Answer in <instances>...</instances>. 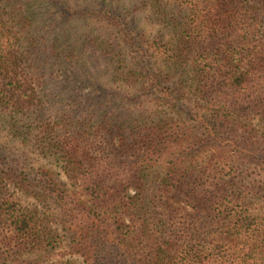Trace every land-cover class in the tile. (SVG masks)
<instances>
[{
  "label": "trees",
  "instance_id": "obj_1",
  "mask_svg": "<svg viewBox=\"0 0 264 264\" xmlns=\"http://www.w3.org/2000/svg\"><path fill=\"white\" fill-rule=\"evenodd\" d=\"M48 1L0 0V264H264V0Z\"/></svg>",
  "mask_w": 264,
  "mask_h": 264
},
{
  "label": "rangeland",
  "instance_id": "obj_2",
  "mask_svg": "<svg viewBox=\"0 0 264 264\" xmlns=\"http://www.w3.org/2000/svg\"><path fill=\"white\" fill-rule=\"evenodd\" d=\"M76 0H59V3L61 6H65L64 4H67L66 6L70 7L71 9V13L76 12L77 11V7L75 5ZM24 2H36L37 4L40 5V9L42 8L43 10V22L45 23V13H52L55 17L58 18V14H57V9L50 4V2L48 0H19V7L21 8L20 5H23ZM123 2L125 3V6L127 8H131L132 7V3H137V0H123ZM132 4V5H131ZM133 15V18H139L141 15L138 11L136 12H130L128 13V17H130V15ZM138 27H146L144 26L143 23H140L138 25ZM63 80V75L62 78H59L58 81ZM87 84H84L83 86L79 87L81 93L83 94V98L85 96H92V92L90 91V87L86 86ZM47 90L48 91H52V93H50V98L52 99L53 96L57 93V91L59 90V86L58 84L56 85L55 83H48L47 84ZM105 96V95H104ZM110 96V95H108ZM115 98L114 96L111 97V99ZM66 103V102H65ZM69 101L65 104L68 105ZM77 103V102H76ZM81 104L83 106L86 105H90L85 99H81ZM65 105H61L58 98L57 99H52V111H46L47 115L51 118V119H55L58 117H62L63 114L67 115L69 113H71V111H67L66 106ZM88 112V111H85ZM91 112V111H90ZM2 129V127H1ZM6 130H0L1 136H0V141L1 143L7 144L8 147H11L12 149H14V151L16 152L17 155H20L21 158H23L24 155H27L29 153V149H25L24 147H22L21 145H19L16 141H14L10 136L6 135ZM29 156V155H28ZM31 161H37V163H39L40 161H38V159L32 155H30ZM50 162V161H49ZM48 161H42L40 162V165H45V168H50L53 170L54 174H55V179L57 181V183L59 185H61V187H63L64 189H70L71 185L69 183V181H67V179L64 177V175L59 171L58 168H55L54 165L48 164ZM74 238L73 233H71L70 231H64L63 232V242H62V246L61 248L56 252V255H61L64 254L65 252H67L69 250V247L72 243V240ZM77 260L76 258H70L69 256H66L64 258L65 261L67 260Z\"/></svg>",
  "mask_w": 264,
  "mask_h": 264
}]
</instances>
